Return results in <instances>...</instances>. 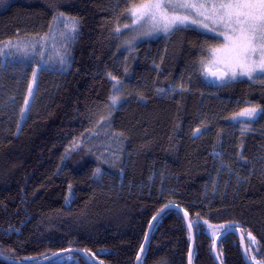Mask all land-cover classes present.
<instances>
[{
    "label": "trees",
    "instance_id": "16d2710c",
    "mask_svg": "<svg viewBox=\"0 0 264 264\" xmlns=\"http://www.w3.org/2000/svg\"><path fill=\"white\" fill-rule=\"evenodd\" d=\"M141 2L0 3L4 258L33 262L78 250L93 264H134L152 218L174 205L195 224L192 264H215V237L202 221L237 228L246 250L251 233L260 251L248 259L264 264V114L231 119L264 108V81H210L205 65L222 40L189 27L117 52L116 29L129 24L127 10ZM56 17L69 29L78 22L71 39ZM40 41L57 56L41 54ZM114 95L121 99L112 109ZM189 244L184 220L167 210L152 227L143 264H187ZM217 256L221 264H245L233 234L220 239ZM42 264L88 263L67 254Z\"/></svg>",
    "mask_w": 264,
    "mask_h": 264
},
{
    "label": "snow or ice",
    "instance_id": "6c2138e0",
    "mask_svg": "<svg viewBox=\"0 0 264 264\" xmlns=\"http://www.w3.org/2000/svg\"><path fill=\"white\" fill-rule=\"evenodd\" d=\"M3 2L4 0H0V3ZM126 14L133 18L132 25L150 23L151 29L147 34L163 32L167 35L178 28L192 25L209 33H215L217 36H222L224 39L221 46L212 49V54L215 57L214 63L223 65V72L217 76V79L223 82L246 77L248 80L260 79L264 81V0H143L139 4H133ZM55 23L63 24L68 29V32L62 33L66 39L72 38V34L76 32L78 24L73 19L69 29L68 22L61 19V17H56ZM130 26L124 25V27ZM116 31L119 32L120 29L117 28ZM8 44L10 42L6 43L5 47H8ZM4 55V51L0 49V57ZM64 62V59L61 58L60 63L63 64ZM36 77L37 72L34 71L32 82L28 85L29 96L34 92ZM111 78L116 79L115 77ZM119 83L120 81L117 80L112 86L113 89H116ZM160 91H163V89H160ZM120 99L119 95L110 97L112 109L116 107ZM28 104L29 100L26 98L25 105ZM261 114H264V108L249 107L243 109L231 119L236 120L238 117H244L251 122ZM262 118H264V115H262ZM200 131V129H197V133ZM243 131H248L247 124H245ZM77 146L78 143L74 144L73 148ZM100 171L99 168H96L94 175H99ZM170 207L171 205H165L160 213L153 217V221ZM187 216L188 213L185 212V217ZM204 223H207V221ZM194 226L195 224L189 221V229L191 230ZM219 227L227 231L232 226L220 225ZM248 238L251 244L245 252L246 258L249 252L256 250L259 254L260 251L252 247L258 244L256 238L251 233H248ZM147 239L148 234L146 233L145 241ZM145 251L146 245L141 244L140 252L136 256L137 264H143ZM53 255L57 254L54 253ZM89 255L92 254L89 253ZM193 255L194 252L190 248L189 264H192ZM251 259L252 264H261L256 256H252Z\"/></svg>",
    "mask_w": 264,
    "mask_h": 264
},
{
    "label": "rangeland",
    "instance_id": "374dc122",
    "mask_svg": "<svg viewBox=\"0 0 264 264\" xmlns=\"http://www.w3.org/2000/svg\"><path fill=\"white\" fill-rule=\"evenodd\" d=\"M127 17H129V24L131 25L130 27H125L122 30H120L119 32H117V52H128V51H132V49L134 47H136L139 43L144 42V41H153L155 39H157L159 36H165V34L163 32H155L154 34H147L150 29H151V25L150 23H143L142 25H132V17L130 15L127 14ZM61 28L68 30L64 27L63 24H61ZM189 28H193L203 34H207V35H212L214 37H220L223 43V37L222 36H217L215 35V33H209L203 29L197 28L196 26H187ZM49 40V39H47ZM36 49L41 53L44 54L45 56H47L49 58V54L54 53L55 57L57 56L56 51H54V46L52 44H50V42L48 41H40L38 43H36ZM215 57L213 56V54H211L210 59L208 60V62L205 65V69H209V70H220L223 71V65L222 64H218V63H214ZM39 67H35L34 71H39ZM242 78H246V77H239L236 80L242 79ZM33 79V74L31 77V82ZM247 79V78H246ZM226 81H235V80H226ZM29 94L27 95V98L29 100ZM26 99V98H25ZM24 111L21 113V117H20V121L22 122L24 115L26 113L27 110V105H23L22 108ZM244 118V117H243ZM238 119V118H237ZM246 119V118H245ZM239 120V119H238ZM112 142H108L107 144H105V148L108 151L109 149L112 148L111 146ZM113 161H115L114 159H111ZM205 221H202V223L204 224V232L206 233V235L210 238H214L217 234H219L222 229L219 227L220 225H213V224H209V223H204ZM211 226V227H210Z\"/></svg>",
    "mask_w": 264,
    "mask_h": 264
},
{
    "label": "water",
    "instance_id": "95a60500",
    "mask_svg": "<svg viewBox=\"0 0 264 264\" xmlns=\"http://www.w3.org/2000/svg\"><path fill=\"white\" fill-rule=\"evenodd\" d=\"M222 72L223 71H220V70H209V69H205L204 70V73L209 77L210 81L215 82V83L222 82V81L217 79V76L222 74ZM168 210H173V211L177 212L181 216V218L184 220V224H185V226H186V228L188 230V234H189V238H190V244L189 245H190V248L193 251L194 250V233H193L192 229L190 230L189 227H188V224H189L188 216L185 217V212L183 210H181L180 208H178L177 206H174V205H171V207ZM160 211H159V213H160ZM157 215H158V213L155 216H157ZM161 215H159L158 218L155 221H153V218L150 221V223L148 225V228H147V231H146V233L148 234V239H149V236H150V233L152 231V227H153L154 223L161 217ZM150 224H151V227H150ZM221 233H223V235H221ZM228 234L235 235V237L238 239V242H239L240 252H241L242 259H243L244 263L245 264H251L250 260L248 259V256H247V258L245 256L246 249H245L243 236L240 234V232H239V230L237 228H230L227 231H225V229H224L223 231H221L219 234H217L215 236V238L213 240V244H212V256H213L215 264H221L219 259L217 258L218 257L217 256V244H218V242L220 241V239L222 237H224V236H226ZM148 239H147V241H145V237H144L142 244H145L147 246ZM139 252H140V249H139L138 253ZM56 254L57 255H55V256L51 255V256H49V257H47V258H45L43 260H40V261L18 262V263L9 262V263H11V264H42V263L51 261V260H53V259H55L57 257L64 256V255H67V254H79L80 256H82L83 260H85L88 264H92L91 261L86 257V255L83 252L78 251V250H63V251L57 252ZM187 257H188L187 264H189V253H188ZM0 260L4 261V262H7L5 260V258L3 256H1V255H0ZM134 264H137L136 258H135Z\"/></svg>",
    "mask_w": 264,
    "mask_h": 264
},
{
    "label": "bare ground",
    "instance_id": "6f19581e",
    "mask_svg": "<svg viewBox=\"0 0 264 264\" xmlns=\"http://www.w3.org/2000/svg\"><path fill=\"white\" fill-rule=\"evenodd\" d=\"M151 234V233H150ZM149 240V239H148ZM189 250H190V248H189ZM82 252V251H81ZM87 257V256H86ZM5 260L9 263V262H14V261H10V260H8L7 258H5ZM91 261V260H90ZM14 263H18V262H14ZM92 263V262H91ZM11 264V263H10ZM93 264V263H92Z\"/></svg>",
    "mask_w": 264,
    "mask_h": 264
}]
</instances>
